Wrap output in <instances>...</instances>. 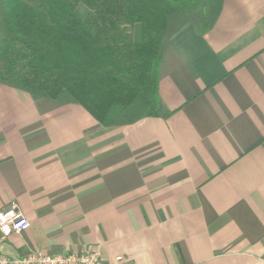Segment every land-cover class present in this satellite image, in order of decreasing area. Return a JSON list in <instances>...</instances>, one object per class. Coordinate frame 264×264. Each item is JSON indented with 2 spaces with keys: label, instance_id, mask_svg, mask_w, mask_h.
Here are the masks:
<instances>
[{
  "label": "crops",
  "instance_id": "1",
  "mask_svg": "<svg viewBox=\"0 0 264 264\" xmlns=\"http://www.w3.org/2000/svg\"><path fill=\"white\" fill-rule=\"evenodd\" d=\"M104 127L81 105L0 84V211L30 221L0 256L264 264V0H221L172 34L156 115Z\"/></svg>",
  "mask_w": 264,
  "mask_h": 264
},
{
  "label": "trees",
  "instance_id": "2",
  "mask_svg": "<svg viewBox=\"0 0 264 264\" xmlns=\"http://www.w3.org/2000/svg\"><path fill=\"white\" fill-rule=\"evenodd\" d=\"M220 7L221 0H0V84L69 99L104 127L136 104L140 117L156 115L169 37L187 22L207 32Z\"/></svg>",
  "mask_w": 264,
  "mask_h": 264
},
{
  "label": "built area",
  "instance_id": "3",
  "mask_svg": "<svg viewBox=\"0 0 264 264\" xmlns=\"http://www.w3.org/2000/svg\"><path fill=\"white\" fill-rule=\"evenodd\" d=\"M25 224H27V227L24 226ZM5 225L9 228L8 233L3 231ZM16 225H20V227L17 228ZM30 227V221L18 209L15 202H12L8 208L0 211V235L2 241H6L14 234H22L29 230ZM52 261H55L56 264H107L98 251L56 256L33 253L19 258L0 256V264H51ZM115 261L116 264H122L123 258L117 257Z\"/></svg>",
  "mask_w": 264,
  "mask_h": 264
},
{
  "label": "rangeland",
  "instance_id": "4",
  "mask_svg": "<svg viewBox=\"0 0 264 264\" xmlns=\"http://www.w3.org/2000/svg\"><path fill=\"white\" fill-rule=\"evenodd\" d=\"M87 11H88L87 8L85 6H83V5H80L78 7V10H77L79 16L82 17V18H84L86 16ZM133 108L134 109H131V110H134V111H131V113H129L130 116L131 115L132 116H136V115H140L141 114V109L139 108V104H136ZM125 118H127V116Z\"/></svg>",
  "mask_w": 264,
  "mask_h": 264
},
{
  "label": "clouds",
  "instance_id": "5",
  "mask_svg": "<svg viewBox=\"0 0 264 264\" xmlns=\"http://www.w3.org/2000/svg\"><path fill=\"white\" fill-rule=\"evenodd\" d=\"M24 226L27 227V224H25ZM16 227L19 228L20 225H16ZM3 231H4L5 233H8V232H9V228L7 227V225H5V226L3 227ZM51 264H56V262H55V261H52Z\"/></svg>",
  "mask_w": 264,
  "mask_h": 264
}]
</instances>
